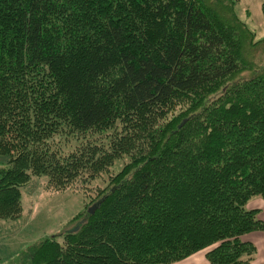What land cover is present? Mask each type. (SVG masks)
Masks as SVG:
<instances>
[{"label":"trees","instance_id":"trees-1","mask_svg":"<svg viewBox=\"0 0 264 264\" xmlns=\"http://www.w3.org/2000/svg\"><path fill=\"white\" fill-rule=\"evenodd\" d=\"M214 17L204 0H0V220L36 178L64 191L127 159L31 264L257 259L264 38Z\"/></svg>","mask_w":264,"mask_h":264},{"label":"rangeland","instance_id":"rangeland-1","mask_svg":"<svg viewBox=\"0 0 264 264\" xmlns=\"http://www.w3.org/2000/svg\"><path fill=\"white\" fill-rule=\"evenodd\" d=\"M204 2L208 12L215 16L218 22L230 18L234 12L254 32L256 41L264 38V0H204ZM261 56H264V49L249 48V58L254 63ZM242 75L244 78L251 76L246 72ZM126 161L127 159H119L114 166L91 183L64 191L57 192L46 188L42 178L32 180L23 188L24 210L21 217L16 220H0V264H31L28 256L24 254L25 248L54 234L75 229L80 215L92 207L91 201L108 185L110 176L119 172ZM6 164L7 158L0 157V167H5ZM248 208L259 210L258 217L264 221V199L259 197L252 199ZM246 238L254 242L259 253L262 251L264 231L251 233ZM206 253L207 251L200 253L199 257L193 259L192 264H202V260L209 264ZM257 264H264V251L259 255Z\"/></svg>","mask_w":264,"mask_h":264},{"label":"crops","instance_id":"crops-1","mask_svg":"<svg viewBox=\"0 0 264 264\" xmlns=\"http://www.w3.org/2000/svg\"><path fill=\"white\" fill-rule=\"evenodd\" d=\"M246 237H249V235L248 236H246ZM245 237V239L246 240H248V241H251L252 242V240H249L248 238H246ZM254 243V242H253ZM207 250H205V251H201V252H199V253H197V254H195V255H193V256H191V257H189V258H187V259H185V260H183V261H181V262H177V263H175V264H192L193 263V259H196V257H199L201 254L200 253H202V252H206ZM263 251H264V247L262 248V251L259 253V251H258V253H259V255L260 254H263ZM259 255H258V259L254 262V263H252V264H257L258 263V261H259ZM199 264V263H198ZM202 264H205V260H202Z\"/></svg>","mask_w":264,"mask_h":264},{"label":"water","instance_id":"water-1","mask_svg":"<svg viewBox=\"0 0 264 264\" xmlns=\"http://www.w3.org/2000/svg\"><path fill=\"white\" fill-rule=\"evenodd\" d=\"M94 210H95V207L91 208V209L89 210V212L92 214V213L94 212ZM78 229H79V227H77V228L71 230L69 233H74V232L78 231Z\"/></svg>","mask_w":264,"mask_h":264}]
</instances>
